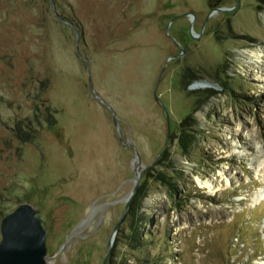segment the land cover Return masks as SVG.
I'll return each mask as SVG.
<instances>
[{
    "label": "rangeland",
    "instance_id": "374dc122",
    "mask_svg": "<svg viewBox=\"0 0 264 264\" xmlns=\"http://www.w3.org/2000/svg\"><path fill=\"white\" fill-rule=\"evenodd\" d=\"M259 50L264 0H0V220L27 202L52 264H102L135 148L106 264H264Z\"/></svg>",
    "mask_w": 264,
    "mask_h": 264
},
{
    "label": "water",
    "instance_id": "95a60500",
    "mask_svg": "<svg viewBox=\"0 0 264 264\" xmlns=\"http://www.w3.org/2000/svg\"><path fill=\"white\" fill-rule=\"evenodd\" d=\"M231 10L232 8H216L212 10V12H229ZM181 54L172 58H178L179 56H181ZM86 70L88 73L87 63ZM159 77L160 74L154 86L153 96L154 99H156L155 101L159 103L161 109L165 114L168 134L169 128L167 114L155 93ZM90 90L93 98L99 103L104 104L103 101L98 98L91 87ZM106 106L112 114V121L114 126L116 127L117 124L114 112L108 105ZM133 151L135 154L134 161L136 162V166L132 170L134 175L133 185L127 197L122 201L124 203V208L111 232L110 241L106 246L105 256L102 264H106L111 248V243L117 232V227L127 213L129 203L137 190L141 174L145 169L141 163L140 155L138 154L137 150L133 148ZM47 236L48 229L45 225L42 211L27 202L19 204L14 210L2 216L0 220V264H52V262L55 261L57 257H59L63 252L65 242L59 248L56 254L50 255L48 253L46 244Z\"/></svg>",
    "mask_w": 264,
    "mask_h": 264
},
{
    "label": "trees",
    "instance_id": "16d2710c",
    "mask_svg": "<svg viewBox=\"0 0 264 264\" xmlns=\"http://www.w3.org/2000/svg\"><path fill=\"white\" fill-rule=\"evenodd\" d=\"M187 120V121H186ZM189 121V119H185L184 121H182L180 123V127H181V132L178 138V146L180 148V150L182 151L183 154L181 155H186L188 153V151L190 150V148L194 145V143L196 142V135H195V129H185V124ZM192 123V122H190ZM194 125V123H192L190 126ZM189 127V126H188ZM141 193L142 190L140 189L139 191H137V193L135 194V198H141ZM131 230H133V228H131Z\"/></svg>",
    "mask_w": 264,
    "mask_h": 264
},
{
    "label": "bare ground",
    "instance_id": "6f19581e",
    "mask_svg": "<svg viewBox=\"0 0 264 264\" xmlns=\"http://www.w3.org/2000/svg\"><path fill=\"white\" fill-rule=\"evenodd\" d=\"M248 56H246V58L249 60V63H251L253 66L256 67V65L258 66L260 64L259 62L261 61V59H263L264 55H263V51L259 50L258 52L251 51L250 53H248ZM263 155H264V149L258 147L256 152V158L261 159V156Z\"/></svg>",
    "mask_w": 264,
    "mask_h": 264
},
{
    "label": "flooded vegetation",
    "instance_id": "af4514ba",
    "mask_svg": "<svg viewBox=\"0 0 264 264\" xmlns=\"http://www.w3.org/2000/svg\"><path fill=\"white\" fill-rule=\"evenodd\" d=\"M214 9H216V8H213V10H214ZM233 9H234V7L232 8V10H233ZM232 10H231V11H232ZM217 12H219V11H217ZM194 19H195V18H194ZM175 47H176V48H179V47H177V46H175Z\"/></svg>",
    "mask_w": 264,
    "mask_h": 264
}]
</instances>
